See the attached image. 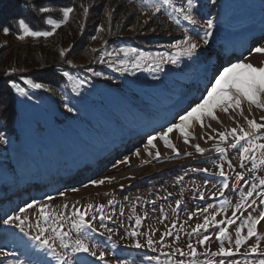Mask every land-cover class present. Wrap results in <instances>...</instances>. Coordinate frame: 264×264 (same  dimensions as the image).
Here are the masks:
<instances>
[{
  "label": "rangeland",
  "instance_id": "rangeland-1",
  "mask_svg": "<svg viewBox=\"0 0 264 264\" xmlns=\"http://www.w3.org/2000/svg\"><path fill=\"white\" fill-rule=\"evenodd\" d=\"M62 1L64 0H57L60 3L58 6H49L51 11L44 15L45 26L41 30H51V26L46 23L48 16L53 19L62 18V13L58 12L59 8L66 6ZM82 1L92 7L88 12L89 17L80 10V0H76V9L71 18L47 38L18 39L19 27L14 25L17 24L16 21L3 26L10 28L8 34L2 31L3 27L0 28L1 68L20 66L23 62L29 66L35 65L44 57L52 58L59 64L54 66V69L37 65L33 73L40 75L39 77L22 78L20 82H16L25 88L28 94L20 95L12 88L17 98L12 117L11 106H2L0 109V132L5 134L7 141L0 142V207H4L0 208V232L7 230L21 234L18 228L4 225L2 221L8 215L18 214L19 209L32 200L37 201L38 205L27 209L21 215L28 218L25 231L29 230L27 224L31 223L33 234L35 223L40 218L39 205H47L46 211L52 214H70L73 205L82 207L89 203L104 204V216H111V220L105 219L104 223L108 228L114 229L111 233L112 239L109 240V233L100 228L97 215L94 223L99 231L90 233V243L95 245L97 255L99 251L106 253L109 264H115L118 259L126 260L127 264H158L157 257L159 264H163L166 259L163 253L172 252L174 248H182L187 252L189 241L197 247L198 253H204L205 248L210 252H217L220 243L215 238V231L218 229L210 227L211 239L205 246L198 245V237L189 233L197 223L203 222V216L206 214L219 212L217 220L224 219L225 215L231 217L235 204L241 199V193H246L253 183H258L259 178L264 177V166L248 172L251 162L246 161L245 168H240V145L236 148L230 147L231 137L221 144L227 150L224 154L217 153L213 148L214 144L220 143L217 132L213 129L229 131L237 127L238 122L245 130H249L247 121L232 109L227 114L217 109L218 121L205 118L203 128L195 121L190 122L186 129L190 133L189 143H184L183 137L176 131L169 134L170 142L179 150L178 154L172 148L166 147L159 138L154 141L156 149L149 147L146 150L144 145L148 135L159 132L163 126L172 122L178 113L197 101L181 103L182 101L173 94L174 90L187 96L194 95L195 91H191L187 84L196 89L201 97L205 85H199L206 81V85L210 86V81L218 75L221 66L212 70L210 77H205L211 70V62H219L222 59L225 47H232L228 59L234 60L235 40L242 38L246 31H253L239 40V46L242 47L253 35L264 31V0H215L214 3L211 0H197L193 13L198 20L197 25L183 20L182 16L170 7L162 8L153 16L150 11H146L144 0ZM174 3L176 7H180L186 4V0H174ZM169 13L179 20V24L168 18ZM207 19L214 21V27L210 30L212 35L208 37V44H204L203 37L208 31L204 27V21ZM100 24L105 25V28L97 33L96 29ZM81 25L84 27L81 28ZM186 29L187 34L201 47L191 57L180 56L176 64L165 62L157 67L149 62L139 69L129 65L127 71H117L116 68L121 67L119 64H116L115 68L109 66L115 63L116 58L105 56L103 63L99 60L104 53L121 47L138 48L154 55L166 52L175 54V50L169 45L182 39ZM93 36H97V39H92ZM263 37L256 41L254 48L264 47ZM61 49L68 50L63 58L60 56ZM76 54L79 56L75 58ZM68 60L73 62L72 65L67 63ZM238 60L261 66L264 64V53L252 50ZM64 71H68L75 79L85 80L86 83L76 92L72 91L73 82L63 76ZM95 72H102L104 75L95 76ZM2 73H5V70ZM29 79L45 83L47 88L32 89L26 83ZM157 89L158 95L151 96L152 90ZM106 92L110 94L109 97ZM6 97L9 99L10 95ZM146 97L152 99H143ZM123 100L126 102V109L119 107ZM65 103L74 107L75 111L68 112L64 108ZM242 108L244 115L249 119L255 118L257 122H264L260 120V117L264 116V110L253 106L249 113L246 102L242 104ZM167 115L172 119L167 120ZM102 123L106 129L114 130L112 137L106 141H103L106 129L100 130ZM97 130L100 135L96 134ZM136 135V139L129 141V138ZM209 136L216 139H209ZM258 142L264 143V139ZM197 144L200 147L210 146L211 150L201 154L196 151ZM137 149L139 156L134 154ZM157 149L160 152L159 158L155 155ZM149 151L151 155L148 154ZM257 156L260 157L261 154L257 152ZM124 157L129 158L128 162L113 167L116 161H123ZM83 159L86 161L85 165L76 164ZM228 161H231L233 168L228 167ZM218 164H223L228 174L229 186L223 189V195L221 189L224 177L218 174ZM203 169L208 171L204 172ZM241 171L244 172L243 181L236 177V172ZM34 177L39 179L31 182L32 179L35 180ZM102 177L112 179L99 186L89 183L92 179ZM35 186L40 188L36 189ZM61 192L64 193L63 196L60 195ZM200 193H203V198ZM213 193L216 195L213 196ZM48 197L52 199L49 200ZM109 200L113 201L111 205L108 204ZM224 200L229 201L230 205L226 206L225 211H220ZM177 201H180L179 205ZM248 203L252 207L244 210V215L237 225L229 227L232 244L225 241L226 248L234 247L235 229L247 216L248 211L253 217L264 212L261 196L254 194ZM7 205L9 207H6ZM65 205L68 206L66 209ZM208 205H212L208 213L189 219V213L196 212L197 209L202 210ZM137 216L142 219L138 227L135 225ZM174 222L176 227L172 231L179 233V239L176 240L175 236L165 237V246L161 248L160 236ZM41 225L47 227L42 219ZM133 228L141 234V243H145L146 234L149 233L157 243L151 249L127 247L134 242L133 238L127 235ZM99 232L105 234L101 236ZM257 232L260 236L259 250L264 251V222L258 225ZM246 234L245 228L242 235ZM255 243L256 237L249 238L241 246V253H246L248 247ZM57 250L68 251L69 264H102L87 253L72 254L70 249L59 247ZM179 258L178 254L173 253L174 260ZM222 258L198 255L197 264H205L208 259H211L213 264H219ZM246 258L253 260L258 257L236 255L223 259L225 264H230L231 260H239L240 264H244ZM15 259L12 255L0 256V264H10ZM185 259L187 261V258ZM25 264L28 262L25 261ZM50 264H57L56 259Z\"/></svg>",
  "mask_w": 264,
  "mask_h": 264
},
{
  "label": "snow or ice",
  "instance_id": "snow-or-ice-1",
  "mask_svg": "<svg viewBox=\"0 0 264 264\" xmlns=\"http://www.w3.org/2000/svg\"><path fill=\"white\" fill-rule=\"evenodd\" d=\"M215 2V0H211ZM146 5V11H150L154 16L156 13H159L162 8H173L176 13H179L182 16L183 20L188 21L192 25H197L198 20L193 14L197 6V0H186V4L176 7L174 0H144ZM51 11L48 7H40L39 12L49 13ZM75 11L73 6H64L60 9L62 13L61 19H53L50 16L46 19V23L51 26V30H34L24 19L18 21L19 31L17 33V38L24 40L26 37H50L56 30L62 25L67 23L71 18V14ZM88 7H83V13L85 16L88 14ZM110 15V13H109ZM168 18L170 20H175L179 24V20L169 13ZM84 26L81 25V28ZM204 27L208 30L205 32L203 37V43L208 44V37L212 35L210 31L214 27V21L212 19H207L204 21ZM105 28V25L100 24L97 26V33L102 32ZM2 31L5 34H8L10 31L9 27H3ZM92 39H97V36H93ZM107 42L105 41V44ZM170 48L175 50V54L169 53H156L155 55L151 52H146L138 48L133 47H121L115 49L112 52H106L104 55L99 57L100 62H105V56L114 57L115 63L110 64V67H116V64H119L121 67L116 68L117 71H127L128 66L132 68H142L145 65H148L149 62L156 64L157 67L160 64L165 62L176 64L180 56H193L201 45L191 36L187 34V29L182 39L175 40L174 43L169 45ZM68 50L61 49L60 56L63 58ZM92 51H102L98 49H92ZM253 51L257 53H264V47H255ZM158 61V62H157ZM67 63L72 65V61L68 60ZM16 68H9L8 73L16 72ZM95 76L104 75L102 72H95ZM63 76L67 77L69 81L73 82L72 91L76 92L80 86L86 83L83 79H75L68 71L63 72ZM26 83L32 89H46L47 85L41 82H35L32 79L26 81ZM11 88H13L20 95L26 96L28 93L25 88L20 87L15 81H10ZM247 103L248 111L251 113L253 106L256 109L264 110V64L261 66H255L251 63H246L243 60H238L234 63H229L227 66L223 67L219 71L218 75L210 81V86L205 88L204 94L201 97L197 98V101L190 104L187 109L178 113L172 122H169L166 126H163L159 132H155L151 135H148L146 144L144 145L147 150L149 147L156 149L154 141L159 138L163 141L166 147L172 148L174 152L178 154L179 150L176 149L175 145L170 142L169 134L174 131L178 132L182 137L184 143H189L190 133L186 131L189 127L190 122H197L201 128L205 127V118H211L212 120H217L216 110H220L224 113H228L230 109L237 111L240 116H242L249 126V130H245L243 126H240L237 122V127L232 128L229 131H217L213 129L214 132H217L219 142L213 145L214 150L217 153L224 154L227 150L221 146L224 142L228 140L229 137L232 138V142L229 144L230 147L236 148L237 145H240L239 157H240V168H245V162H251V168H248V172L255 171L258 167L264 166V143H259L258 141L264 139V122H257L255 118L249 119L248 116L244 115V110L242 108L243 103ZM64 108L68 112H74L75 108L69 106L67 103L64 104ZM261 121H264V116L260 117ZM211 127V125H207ZM239 129V130H238ZM209 139H216V137L209 136ZM0 142H7L5 134L0 132ZM243 142V144L241 143ZM196 151L203 154L205 152L204 148H201L199 144L195 145ZM257 152L261 154L260 157L257 156ZM135 155L139 156V149L135 150ZM152 153L149 151L148 153ZM190 155V153H187ZM156 157H160V152L157 149L155 153ZM129 158L124 157L123 161H116L113 164V167L122 163L128 162ZM228 167L233 168L231 161H228ZM217 168L219 169V175L224 177V183L222 184L221 195H223V189L228 188V174L224 170L223 164H218ZM204 172H207L208 169H203ZM236 177L238 180H244V172H236ZM111 177H102L100 179H92L89 183L93 186H99L104 184L106 181H111ZM123 188V185H121ZM77 191V189H72ZM259 190V191H258ZM254 194L262 197V203H264V177H260L258 183H253L246 193H241V199L238 203L235 204V207L232 211L231 217L225 215L224 219L217 220V215L219 212H214L211 215H204L203 222L197 223L194 228L191 229L189 235H196L198 237L196 243L200 246H205L207 242H210L212 233L209 231L211 228H216L218 231H215V238L220 243V247L217 252H210L208 248H205L204 253H198L197 247L193 245L191 241L187 244L188 251L185 252L182 248H174L172 252L163 253L166 259L163 261V264H197L198 255H204L207 257L220 256L223 258H230L236 255L255 256L257 259L249 260L245 259L244 264H264V251L259 250V241L260 236L257 232V227L261 222H264V212H260L257 217H253L251 212L248 211L246 217L243 221L238 224L235 229V241L234 247H225L224 242L228 241L229 244H232V236L229 233V227L237 225V222L240 221L241 217L244 215V210L250 209L251 204L248 203L249 198ZM61 196L64 195L63 192L60 193ZM216 193H213L215 196ZM201 198H203V193H200ZM49 200L52 197H48ZM112 200L108 201V204L111 205ZM255 203V201H253ZM180 204V201H177V205ZM38 202L32 200L30 203L25 204L24 207L19 209L18 214L8 215L6 219L2 221L4 225H13L15 228H18L21 233L27 238V242H30L35 249L39 250L46 256L54 257L57 261V264H69V253L68 251L60 252L57 248L70 249L72 254L76 253H87L92 257H95L96 260L101 261L102 264H109L106 260V253L104 251L95 250V245L90 243L91 232L99 231L95 226V221L97 220V215H99L100 228L104 229L108 235V239L111 240V233L114 231L112 228H108L104 223L105 219L111 220V216H104V204H87L82 207L72 206V211L70 214L66 212H60L58 214H52L46 211L47 205H39L40 218L37 219L35 223V234L32 232L33 225L31 223L27 224L28 231H25L26 216L21 214L25 213L27 209H32L34 206H37ZM230 205V202L227 200L222 201L220 211H225L226 206ZM65 209L68 207L64 206ZM212 205L204 209H197L196 212L189 213V219L197 216L198 214L208 213L209 208ZM240 213V215H238ZM41 219L43 224L47 227L41 225ZM142 223L140 216H137L135 219V225L138 227ZM176 227L175 222L171 227L166 230L160 236V247L163 248L165 245L163 241L165 237L175 236V239H179V233H173L172 229ZM183 225H181V228ZM247 229V234L242 235L244 229ZM75 234V235H74ZM103 236L104 232H99ZM128 236L132 237L134 242L127 247H133L136 249H141L144 247L153 248V245L157 242L153 239L152 235L146 234L145 243H141L139 236L141 235L136 228H133L130 232L127 233ZM256 237V243L248 247L246 253H241V246L249 238ZM58 242V243H57ZM173 253L178 254L179 259H173ZM11 255L10 252H6L4 249L0 248V256ZM187 258V261L186 259ZM221 259L219 264H225V259ZM159 264V257L156 258ZM10 264H25V261L22 259H15L10 262ZM115 264H127L126 260H116ZM205 264H213L211 259L205 261ZM230 264H240L239 260H231Z\"/></svg>",
  "mask_w": 264,
  "mask_h": 264
},
{
  "label": "trees",
  "instance_id": "trees-1",
  "mask_svg": "<svg viewBox=\"0 0 264 264\" xmlns=\"http://www.w3.org/2000/svg\"><path fill=\"white\" fill-rule=\"evenodd\" d=\"M62 2L64 3V5L73 6L76 9V5H75L76 0H64ZM53 4L56 6L60 5V3L57 2V0H21V1H18V0H4L3 1L2 0V1H0V28L3 26L9 25L10 22L16 21L18 24V21L20 19H24L25 22L28 23L33 29L41 30L45 26L44 15L46 13L39 12V8L40 7L50 8L49 6L53 5ZM82 4H84V5H82ZM40 5H44V6H40ZM78 6L80 7V10H83V7H88V9H89L88 12H90V10L92 8L91 5H88V3H86L82 0H80V3L78 4ZM58 12H60V8L58 9ZM87 16L89 17V14H87ZM17 24H14V25L18 26ZM77 56H79V55L78 54L74 55L75 58ZM50 59H48L47 57H44V59H42L40 63L35 64V65H31L32 67L29 66L28 63H26V62H23L20 66H16V67H7V68L2 67V68H4L3 70H5V73H2L3 70L0 67L1 68L0 69V83H2V85H3L2 86L0 84V109L2 108V106H7V107L11 106L10 109H11V117H12L14 115V112H15V106L17 105V98H16V93L11 88L10 81L20 82V80H22V78H33V79H35V78H37L36 76L39 77L40 75L33 73L34 70L37 68V65L42 66V67H48L49 66L52 69H54L57 65H59L58 63H56L57 62L56 60H53L52 58H50ZM9 68H16L17 71L9 74L8 73ZM39 68L40 67H38V69ZM47 73H49V72H47ZM50 74H52V73H49V75ZM54 78H56L55 75H54ZM158 92H159V89L152 90L151 96H157ZM8 95H10L9 99H7V97H6ZM41 95H42V97L43 96L45 97V95H43V94H41ZM109 95L110 94H108L106 92V96L109 97ZM143 99H152V98L146 97ZM139 100H141V99L139 98ZM142 101H144V100H142ZM125 103H126L125 100H123L122 103H120V105H119L120 109H126ZM13 110H14V112H13ZM35 116H37V115H35ZM1 120L2 119H1V115H0V122H1ZM101 127H102V129H100V130L106 129V126L103 123L101 124ZM113 132H114L113 129L107 128L105 130L106 137L103 139V141H106L109 138H111L112 137L111 133H113ZM96 134L97 135L99 134L98 130H97ZM68 146L69 145H67V149H69ZM76 164L85 165L86 161L83 159V160H80ZM86 173H89V172H86ZM34 178H35V180L32 179L31 182H36V179H39L38 177H34ZM35 188L38 189L40 187L35 186ZM6 207H9V205H7ZM0 208H4L3 205ZM122 252H124V251H122Z\"/></svg>",
  "mask_w": 264,
  "mask_h": 264
},
{
  "label": "bare ground",
  "instance_id": "bare-ground-1",
  "mask_svg": "<svg viewBox=\"0 0 264 264\" xmlns=\"http://www.w3.org/2000/svg\"><path fill=\"white\" fill-rule=\"evenodd\" d=\"M247 42H248V41H247ZM247 42H246V43H247ZM243 44L245 45V43H243ZM243 44H242V45H243ZM244 45L242 46V48H244ZM242 48H241V50H242Z\"/></svg>",
  "mask_w": 264,
  "mask_h": 264
}]
</instances>
